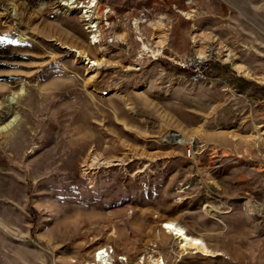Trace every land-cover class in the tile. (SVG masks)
<instances>
[{
  "label": "rangeland",
  "instance_id": "1",
  "mask_svg": "<svg viewBox=\"0 0 264 264\" xmlns=\"http://www.w3.org/2000/svg\"><path fill=\"white\" fill-rule=\"evenodd\" d=\"M157 259L264 264V0H0V264Z\"/></svg>",
  "mask_w": 264,
  "mask_h": 264
},
{
  "label": "bare ground",
  "instance_id": "2",
  "mask_svg": "<svg viewBox=\"0 0 264 264\" xmlns=\"http://www.w3.org/2000/svg\"><path fill=\"white\" fill-rule=\"evenodd\" d=\"M92 6L95 7L94 13H96V15H98L101 8L95 2L92 4ZM13 15L14 14L12 13L11 16L13 17ZM101 16L103 17V20H105L108 24H111V22H108V21H110L109 19L111 18V17H108V11H103ZM96 26L97 25H95V27ZM95 38H98V37L95 36ZM144 48L147 50V46H144ZM167 140L173 141L176 143H181V142L186 141L183 137H179V136L173 135V134L168 136ZM191 144H192V146H194V148L196 147V141H194L193 143L191 142ZM83 164H84V166L91 168L94 165H96V166H100L103 164L107 165V164H109V162L108 163L103 162V160L100 156H98V155L94 156L93 154L90 153V154H88V156L85 159H83ZM84 169H85V167H84ZM166 228L170 229L178 237L182 238L181 240H182V242H184V244L182 245L183 251L196 249L198 252L201 251L204 254L211 253L208 246L205 244V242L202 239H200V238L197 239L195 237H192L185 228L178 225L175 221L166 222L165 223V229ZM100 254H105V251L103 250L102 252H100ZM153 264H163V263L161 262L160 259H157Z\"/></svg>",
  "mask_w": 264,
  "mask_h": 264
},
{
  "label": "built area",
  "instance_id": "3",
  "mask_svg": "<svg viewBox=\"0 0 264 264\" xmlns=\"http://www.w3.org/2000/svg\"><path fill=\"white\" fill-rule=\"evenodd\" d=\"M180 59V61L181 62H179L181 65H185V61L183 60V58L181 57V58H179ZM187 151H188V157L189 158H193L194 156H195V153H193L192 151H190L189 149H187Z\"/></svg>",
  "mask_w": 264,
  "mask_h": 264
}]
</instances>
